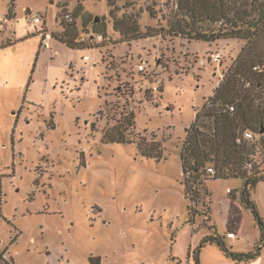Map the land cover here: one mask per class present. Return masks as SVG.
Listing matches in <instances>:
<instances>
[{"label":"rangeland","instance_id":"1","mask_svg":"<svg viewBox=\"0 0 264 264\" xmlns=\"http://www.w3.org/2000/svg\"><path fill=\"white\" fill-rule=\"evenodd\" d=\"M175 2L0 0V264H185L208 235L209 202L210 224L232 251L248 252L260 239L254 216L226 193L237 196L243 179L209 178L194 192L196 202L185 195V129L246 43L167 35ZM28 9L44 15L52 36L73 28L84 49L51 37L41 50L24 20ZM128 20L140 34L158 35L124 41L114 23L124 32ZM214 52L222 55L219 66L207 62ZM128 114L130 142H104L103 131ZM151 142L161 159L139 153L136 143ZM250 194L264 224V181ZM200 258L234 264L216 245ZM248 264H264V244Z\"/></svg>","mask_w":264,"mask_h":264},{"label":"trees","instance_id":"2","mask_svg":"<svg viewBox=\"0 0 264 264\" xmlns=\"http://www.w3.org/2000/svg\"><path fill=\"white\" fill-rule=\"evenodd\" d=\"M11 2L13 3V0ZM174 5L175 10H171L167 22L165 31L167 35L208 44L232 39L246 43L227 76L208 99L209 105L205 102L193 123L185 129L180 161L185 195L190 196L191 202H196L194 192L196 193V189L203 186L204 181L209 178L243 179L241 190L236 192L238 195L231 192L229 196L237 199L242 208L251 212L259 225L261 235L259 243L250 251L245 253L232 251L224 242V238L218 235L216 227L210 224L209 202L204 210L208 213L204 226L209 235L205 236L193 251L196 264H200L201 249L212 244L235 264H248L259 257L261 246L264 244V224L250 196L251 190L259 182L264 181V170L254 167L247 172L242 169L249 150L244 146H237L235 138L245 129L254 133L261 129L264 131V0H176ZM78 11L79 8H76L75 15ZM10 13L11 11L8 12ZM127 22L124 32L119 22L114 23V29L126 39L124 41L147 39L158 35L154 30L140 34L137 27H130L135 22L129 20ZM97 25L94 21L93 27ZM64 28L62 34L51 37L67 48L84 49L79 48L76 43L75 30ZM100 34L104 35V32ZM254 68H259L261 72L254 71ZM246 82L249 83L248 88H244ZM229 105L235 107L233 115L226 112ZM127 117L126 120L104 130L102 140L117 144L130 142L128 131L134 128V117L133 114H128ZM136 145L142 156L161 159L162 148L159 144L151 142ZM208 164H212L215 169L213 177L205 172ZM207 193L206 197L211 198L209 189ZM187 209L190 211V206Z\"/></svg>","mask_w":264,"mask_h":264},{"label":"built area","instance_id":"3","mask_svg":"<svg viewBox=\"0 0 264 264\" xmlns=\"http://www.w3.org/2000/svg\"><path fill=\"white\" fill-rule=\"evenodd\" d=\"M63 19L66 22H72V17L70 14H64ZM25 22L27 25L32 26L35 29V33L40 38L42 48L47 49L49 48V43L51 41V35L46 30L44 23H45V17L41 12H29L25 18ZM98 39H101V37H98ZM87 59V58H86ZM222 60V55L218 52L210 53L207 57V62H211L213 64H216L219 66L220 62ZM203 64V62L201 63ZM139 70H143V67L140 66ZM254 71L261 72L259 68H254ZM249 83L244 84V88H248ZM213 96V95H212ZM206 104L209 105L208 100L206 101ZM201 112V111H200ZM226 112L229 115H233L235 112L234 105H229L226 107ZM199 113V112H197ZM196 113V114H197ZM195 114V116H196ZM235 144L237 146H244L249 150L248 158L245 161L242 169L244 171H251L254 167H260L263 160L259 161L258 158L260 155H262V159H264V132L262 134L254 133L251 130L245 129L241 131L235 138ZM206 174L210 177H213L215 175V169L213 167L207 166L205 170ZM226 193L230 194L231 190L229 188L226 189ZM238 195V194H237ZM227 238H232L233 234H228L226 236ZM185 264H196L194 260L193 253L190 254L187 257Z\"/></svg>","mask_w":264,"mask_h":264},{"label":"crops","instance_id":"4","mask_svg":"<svg viewBox=\"0 0 264 264\" xmlns=\"http://www.w3.org/2000/svg\"><path fill=\"white\" fill-rule=\"evenodd\" d=\"M30 35L32 36V38H34L35 36L34 35H32V34H29L28 36L30 37ZM13 37H14V35H13ZM15 38H14V43H15ZM51 42V41H50ZM62 44V43H61ZM64 45V44H63ZM14 46V45H13ZM13 50H15V48H13ZM41 50H44V48H42ZM232 199V198H231ZM234 200V199H233ZM237 200V199H236ZM238 201V200H237ZM239 202V201H238ZM240 204V203H239ZM241 206V205H240ZM210 211H211V209H210ZM216 227V226H215ZM216 229H217V227H216ZM217 233H218V235H219V232H218V229H217ZM228 234H232V233H228ZM227 234V235H228ZM208 235H209V232H208ZM261 237V236H260ZM235 237H234V235H233V237L232 238H228L229 240H232V239H234ZM259 241H260V239L259 240H256L255 239V242H254V244H253V247L254 246H256L258 243H259ZM224 242H227L225 239H224ZM207 246H214V244H212V245H207ZM252 247V248H253ZM201 252V251H200ZM261 253V252H260ZM226 259H228V258H226ZM228 260H230V259H228ZM199 262H200V264H203V262L201 261V258H200V254H199ZM234 263V262H233ZM235 264V263H234Z\"/></svg>","mask_w":264,"mask_h":264},{"label":"water","instance_id":"5","mask_svg":"<svg viewBox=\"0 0 264 264\" xmlns=\"http://www.w3.org/2000/svg\"><path fill=\"white\" fill-rule=\"evenodd\" d=\"M27 12L29 13L30 10L28 9ZM95 22H98V20L95 19ZM263 132H264V131L261 129V130L259 131V134H262ZM90 263H91V264H99V263H100V259H98V258H91V259H90Z\"/></svg>","mask_w":264,"mask_h":264}]
</instances>
